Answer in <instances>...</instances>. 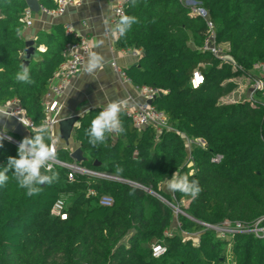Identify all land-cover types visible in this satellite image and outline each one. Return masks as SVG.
Returning a JSON list of instances; mask_svg holds the SVG:
<instances>
[{
	"label": "trees",
	"instance_id": "obj_1",
	"mask_svg": "<svg viewBox=\"0 0 264 264\" xmlns=\"http://www.w3.org/2000/svg\"><path fill=\"white\" fill-rule=\"evenodd\" d=\"M194 1L208 12L216 42L226 46L237 69L201 51L207 27L177 0H137L135 6L128 0L124 15L138 22L119 34L114 46L141 52L124 71L132 86L160 90L151 104L164 113L170 129L158 135L150 126L138 130L122 111L124 132L110 134L94 147L85 130L102 108L78 117L72 135L85 160L77 164L127 183L85 175L69 181L67 169L54 166L58 179L29 197L10 171L0 186V264H264V235L244 231L220 239L200 224L238 223L249 230L264 216L262 91L239 102H220L235 90L236 78L254 76L253 65L264 62V0ZM38 4L55 8L54 0ZM26 9L24 0H0V106L17 101L39 126L50 80L64 61L65 46L76 39L62 24L37 32L27 64L34 82H18L16 73L25 59L21 31ZM194 71L203 77L196 88L190 82ZM10 134L17 140L25 137ZM31 135L28 130L26 137ZM185 138L204 144L188 147ZM17 148L4 142L0 170ZM57 152L59 161L75 162L68 149ZM215 156L222 158L212 162ZM174 172L199 181L203 190L198 198L160 189ZM101 196L113 203L98 205ZM57 199L64 201L65 220L50 214ZM175 216L177 226L169 232ZM182 233H198V242ZM154 244L166 249L160 257L152 256Z\"/></svg>",
	"mask_w": 264,
	"mask_h": 264
},
{
	"label": "built area",
	"instance_id": "obj_2",
	"mask_svg": "<svg viewBox=\"0 0 264 264\" xmlns=\"http://www.w3.org/2000/svg\"><path fill=\"white\" fill-rule=\"evenodd\" d=\"M112 21L116 25L120 19L121 15H124V9L128 3V0H112ZM183 7L188 9L189 15L198 17L202 19L207 27V32L204 37L203 43L200 47L201 51H206L212 54L214 57L220 59L223 63H229L234 70L237 69V65L234 60L227 54L226 46L223 48L221 45L215 40V32L213 30V24L210 20L208 12L201 7V5L194 0H177ZM55 8L48 10L39 5V11L47 16L57 17L65 13V11L74 5H79L82 0H54ZM33 12H31L28 8L23 12V22L24 27L29 28L32 25ZM85 25V23H83ZM65 33L72 35L76 40L72 43H68L63 51L64 61L58 66L57 70L54 72L52 79L50 80V84L48 87V92L45 94L42 110L44 114L43 124H46L49 128L51 134V143L56 146L58 149V139L53 133L54 127L58 123V113L60 108V98L64 94L65 90L70 84V81L73 77H75L83 64L84 58L88 52V40L76 33L72 27L69 25H64ZM117 36L119 33L117 32ZM133 55H138L139 50H132ZM111 67L113 72L123 83L129 84L132 86L130 78L126 75L123 68L119 67L114 61L111 62ZM253 71L255 73H264V62H259L253 65ZM197 79V81H196ZM203 81V77L199 71H194L191 79V85L193 88H196ZM252 86L251 93L252 96L257 91H264V79L258 77L256 74L252 76ZM133 88L137 91L138 95L141 97L142 102L135 103L132 107H125L123 111L125 115L131 120L133 126L141 130L145 127H153L156 134H160L163 130H169L170 127L167 123L166 116L163 112L158 111L152 104H149V101H152L156 96L160 94V90L154 87L142 86ZM250 96V98H251ZM0 114L7 118H10L14 121L15 125H19L22 132L25 131V137L27 136L28 130H32L33 123L29 118H27L21 109L20 105L17 101L13 100L7 103L6 105L0 106ZM5 128L0 125V129ZM11 131L7 129V135L12 137L11 141L5 140L4 142L12 143L18 146L19 142L22 140H17L11 134ZM24 136V135H23ZM185 143L188 147L191 146L192 143H198L199 145H203V141L196 139L194 141L185 138ZM221 156H215L211 159L212 162H219L221 160ZM188 164H191L189 161ZM192 165V164H191ZM54 166L62 167L67 169V177L69 181H72L76 175H85L92 178H107L113 180L115 177L103 175L97 173L95 171L88 170L76 162L65 163L57 160ZM89 194L93 195L94 191L89 190ZM113 203V200L109 196H101L98 199V205L100 206H110ZM175 214L180 211L173 207ZM181 213V212H180ZM51 216L57 217L60 220H65L67 217V213L65 211V204L62 199H57L51 209ZM228 224V223H225ZM238 226L237 229L229 230L230 234L236 232H253L257 237H262L264 235V216L259 218L252 229L243 230L241 225L238 223L234 224V227ZM206 228L218 229L216 226L205 225ZM259 227V229H254ZM228 230H223V234L228 233ZM261 233V234H259ZM166 249L163 245L154 244L151 246L152 256L157 258L165 253Z\"/></svg>",
	"mask_w": 264,
	"mask_h": 264
},
{
	"label": "crops",
	"instance_id": "obj_3",
	"mask_svg": "<svg viewBox=\"0 0 264 264\" xmlns=\"http://www.w3.org/2000/svg\"><path fill=\"white\" fill-rule=\"evenodd\" d=\"M112 0H82L79 5L69 7L64 14L52 17L42 12L33 13L32 25L21 31L23 41L34 40L39 31H46L54 24L69 25L73 30L88 40V52L84 58L79 73L73 77L69 86L60 98L58 123L53 129L58 139V148L68 149L70 153L79 148L72 130L77 121L72 124V129L66 139L64 133L68 126L60 123L74 117H80L93 108H103L107 103L125 98L128 103L125 107H132L135 103L142 102L141 97L133 86L123 83L113 72L111 62L125 69L137 63L141 52L133 55L132 50H117L114 42L117 32H114L115 24L112 21ZM85 23V25H83ZM225 46V45H224ZM39 51H44L40 46ZM96 52L103 56L102 67L94 75H89L84 69L88 54ZM0 125L10 131L15 128L12 119L0 115ZM66 129V130H65ZM25 131L23 135L25 136ZM167 182L161 185L164 188ZM166 192V191H164Z\"/></svg>",
	"mask_w": 264,
	"mask_h": 264
},
{
	"label": "clouds",
	"instance_id": "obj_4",
	"mask_svg": "<svg viewBox=\"0 0 264 264\" xmlns=\"http://www.w3.org/2000/svg\"><path fill=\"white\" fill-rule=\"evenodd\" d=\"M137 0H132V6ZM138 20L134 16L121 15L115 25L114 32L124 35ZM104 58L99 53L88 54L87 62L84 65L86 73L94 75L103 65ZM21 71L16 73L18 82L33 83L29 75V68L20 65ZM128 103L125 98H120L107 103L101 111L92 119L85 134L89 137V143L94 147L105 143L108 135H119L124 132L120 114ZM5 115L6 114H0ZM11 141L12 137L7 135V128L0 129V148H3L4 141ZM51 134L46 124L33 126L32 135L24 137L19 142L16 156H9L7 166L0 170V186L5 185L9 180L8 173L11 171L18 186L26 190V195L31 197L41 193L42 186L51 185L58 179V173L53 171V165L58 160L56 146L50 142ZM167 189L171 192H179L192 199L198 198L203 190L196 179H190L187 174L179 175L176 172L167 182Z\"/></svg>",
	"mask_w": 264,
	"mask_h": 264
},
{
	"label": "rangeland",
	"instance_id": "obj_5",
	"mask_svg": "<svg viewBox=\"0 0 264 264\" xmlns=\"http://www.w3.org/2000/svg\"><path fill=\"white\" fill-rule=\"evenodd\" d=\"M223 48L225 47L223 44L221 45ZM258 77L264 79V73H258L256 74ZM234 82L236 83V88L235 90L229 94L228 96L226 97H223L220 99V102L221 103H234V102H239V101H242L244 99H249L250 98V93H251V86H252V77H245V76H242V77H239V78H236L234 80ZM252 97V96H251ZM262 97L264 98V91H262ZM192 146V144H191ZM187 167L189 168V173L192 174V168H191V164H187ZM161 187V186H160ZM161 189V188H160ZM162 189L164 191H166L167 193H170L171 191H169L167 189V184L166 186ZM182 206H186V202L182 203ZM177 226V222H176V216L174 217L173 219V223L169 229V232L170 230L174 229L175 227ZM218 229H211V228H207V229H211L215 232L216 236L220 239H225L224 236L222 235L223 234V230L227 229L228 233H225V234H230L229 230H234V229H237L238 226H235L234 227V224L232 225L231 223H228V224H222L220 226H216ZM254 229H259V227L257 228H254ZM183 236L185 237H190L192 238L194 244H196L198 242V237H199V234H190V233H182ZM261 234V233H259ZM229 238V236H228Z\"/></svg>",
	"mask_w": 264,
	"mask_h": 264
},
{
	"label": "water",
	"instance_id": "obj_6",
	"mask_svg": "<svg viewBox=\"0 0 264 264\" xmlns=\"http://www.w3.org/2000/svg\"><path fill=\"white\" fill-rule=\"evenodd\" d=\"M25 3H26V6L27 8L33 12V13H38L39 12V4H38V0H24ZM35 43H34V40H26L24 42V55H25V59L23 60L22 64L23 65H26L28 64V61L29 59L34 55V50H35ZM149 104H151V101L148 102ZM78 117H74V118H71L67 121H64V122H61L60 125L61 126H68L67 130H66V133H64V139H66L72 129V124L75 123L77 121ZM12 134L16 135V136H19L21 137L23 135V132L20 128L19 125H16L15 128L13 130H11ZM70 157L73 161H75L76 163H80L81 161L85 160V157L83 156L82 154V150L79 148L75 149L74 151H72L70 153ZM113 180H117V181H121V182H125L127 183V181L125 180H122V179H119V178H114ZM137 186V185H136ZM143 188V187H141ZM145 191L151 193L152 195L156 196V197H159L160 196L146 188H143ZM183 215H185L184 213H182ZM187 217V216H186ZM189 218V217H188ZM191 219V218H189ZM192 221L196 222V223H200L198 221H195L193 219H191ZM201 225H204L203 223H200Z\"/></svg>",
	"mask_w": 264,
	"mask_h": 264
},
{
	"label": "bare ground",
	"instance_id": "obj_7",
	"mask_svg": "<svg viewBox=\"0 0 264 264\" xmlns=\"http://www.w3.org/2000/svg\"><path fill=\"white\" fill-rule=\"evenodd\" d=\"M196 81H197V79H196Z\"/></svg>",
	"mask_w": 264,
	"mask_h": 264
}]
</instances>
